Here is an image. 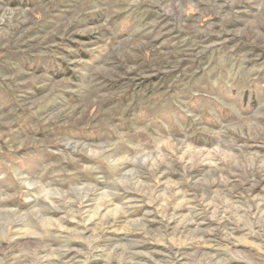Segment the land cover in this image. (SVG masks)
I'll list each match as a JSON object with an SVG mask.
<instances>
[{"label": "rangeland", "instance_id": "1", "mask_svg": "<svg viewBox=\"0 0 264 264\" xmlns=\"http://www.w3.org/2000/svg\"><path fill=\"white\" fill-rule=\"evenodd\" d=\"M0 264H264V0H0Z\"/></svg>", "mask_w": 264, "mask_h": 264}]
</instances>
